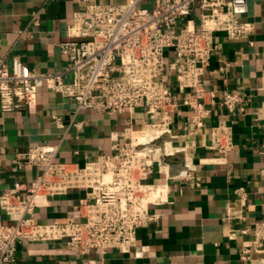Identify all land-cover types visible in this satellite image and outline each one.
<instances>
[{
	"label": "built area",
	"instance_id": "obj_1",
	"mask_svg": "<svg viewBox=\"0 0 264 264\" xmlns=\"http://www.w3.org/2000/svg\"><path fill=\"white\" fill-rule=\"evenodd\" d=\"M247 9V0H84L68 25L69 38L58 43L69 62L68 80L61 72H36L16 58L10 65L0 59L2 111L31 109L47 83L74 100L75 113L92 108L131 115L142 108L153 119L139 130L129 120L107 152L83 164L60 160L58 144L29 145L18 165L34 166L37 174L0 195V209L9 216L0 218V264L15 262L25 242L63 241L81 254L135 245L138 228L157 221L159 206L173 202L166 179L158 177H168L170 164L163 159L178 150L171 143L173 113L181 105L189 107L186 124L205 133L206 93L212 96V91L205 88L203 75L217 47L216 34L247 38L254 28L242 19ZM242 99L239 92L228 91L220 103L234 113ZM52 120L64 126L59 116ZM68 125L81 122L72 116ZM232 145L230 125L221 120L211 127V147L226 154ZM259 150L264 153V142ZM184 177L192 180L188 170ZM71 189L84 194L77 215L36 218V207Z\"/></svg>",
	"mask_w": 264,
	"mask_h": 264
},
{
	"label": "crops",
	"instance_id": "obj_2",
	"mask_svg": "<svg viewBox=\"0 0 264 264\" xmlns=\"http://www.w3.org/2000/svg\"><path fill=\"white\" fill-rule=\"evenodd\" d=\"M124 0H98L119 3ZM242 19L253 23L247 38L233 40L216 34L210 62L205 68V133L191 130L189 107L173 113L172 155L166 179L172 203L162 204L160 218L138 228L129 250L109 248L78 253L63 241L22 243L10 264H264V0H247ZM84 0H0V59L14 58L36 72L62 73L69 64L58 43L66 40L73 13ZM198 12H195L197 19ZM36 20V21H35ZM174 86L173 78L169 82ZM243 99L234 113L221 105L225 92ZM73 99L44 84L31 109H0V195L16 181L29 182L34 166L18 161L31 144H58V158L83 164L87 157L107 152L114 138L132 121L135 129L153 119L136 109L130 114H105L95 109L76 113ZM64 123L55 126L52 116ZM80 126L68 125L70 118ZM224 120L231 126L233 145L226 154L210 146V129ZM188 170L192 177H184ZM83 191L68 190L35 208L40 221L78 214ZM0 218L9 216L0 209ZM245 249H249L247 252Z\"/></svg>",
	"mask_w": 264,
	"mask_h": 264
},
{
	"label": "water",
	"instance_id": "obj_3",
	"mask_svg": "<svg viewBox=\"0 0 264 264\" xmlns=\"http://www.w3.org/2000/svg\"><path fill=\"white\" fill-rule=\"evenodd\" d=\"M174 156L164 157L163 161L167 164H172Z\"/></svg>",
	"mask_w": 264,
	"mask_h": 264
},
{
	"label": "bare ground",
	"instance_id": "obj_4",
	"mask_svg": "<svg viewBox=\"0 0 264 264\" xmlns=\"http://www.w3.org/2000/svg\"><path fill=\"white\" fill-rule=\"evenodd\" d=\"M149 133L151 134V133H153V132L149 131ZM146 134L148 135V133H147V132H146Z\"/></svg>",
	"mask_w": 264,
	"mask_h": 264
}]
</instances>
